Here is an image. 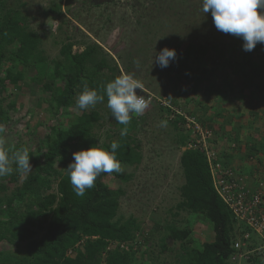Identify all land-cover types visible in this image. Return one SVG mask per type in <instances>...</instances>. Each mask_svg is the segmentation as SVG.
I'll use <instances>...</instances> for the list:
<instances>
[{
  "label": "trees",
  "instance_id": "obj_1",
  "mask_svg": "<svg viewBox=\"0 0 264 264\" xmlns=\"http://www.w3.org/2000/svg\"><path fill=\"white\" fill-rule=\"evenodd\" d=\"M16 2L0 0V72L6 69L4 75H0V122L9 123L12 113L18 110L15 102L5 103L7 98L4 93L8 86L22 84L29 70L32 72L30 83L47 96L43 111L55 124H51L42 146L36 152L30 151L33 171L10 195L6 193L9 189L6 183L16 184L21 175L14 172L9 177L0 178V264H144L151 259L161 261L163 255L171 251L168 241L178 244L179 251L183 252L178 255V264H260L264 259L263 241L247 224L236 220L219 197L207 158L199 151L185 150L181 154L184 183L180 188V201L171 216L177 218L180 213L189 212L206 220L212 237L202 244L201 249L190 246L192 230L188 227L183 228L176 223L164 227L156 224L151 231H146L135 216H120V200L125 192L121 188L111 189L105 179L114 176L126 181L131 178L130 175L122 177L115 172L101 173L95 186L88 189L84 196L75 194L67 171L68 165L74 162L72 154L100 144L101 135H97L96 131L102 126L105 116L96 105L86 110L78 109L80 113H65L69 118L66 126L61 124L62 121L55 120L62 109H77L76 98L83 91L82 82L99 90L101 85L111 82L121 72L117 64L110 65L107 53L98 43L88 44L83 51L75 53V44L68 37L61 43L59 57L49 60L44 55L43 37L31 28L29 17L21 9L24 6ZM50 13L62 16L61 6L54 5L46 14ZM241 44H244L242 38ZM197 50L196 46L189 45L186 55L187 59L197 64L196 69L183 67L181 70L177 67L174 73L195 84H211L213 71L209 70ZM214 51L217 54L215 60L220 64L223 62L224 68L240 76L236 78L243 81V85L250 89L259 88L253 76L247 77V69L242 62L231 63L229 52L218 47ZM234 51L235 48L230 52ZM260 51L264 56V43H258L249 53ZM248 57L244 56V61ZM5 65L9 67L5 68ZM16 65L19 70H16ZM260 69L258 72L263 67ZM195 84L191 91L193 94L199 90ZM104 102H107L106 96ZM168 111L161 109L162 113ZM106 114L112 117L111 110ZM185 124L186 119L182 116L172 123L178 131ZM125 127L126 135L107 134L102 145L108 147L117 141L120 144L117 158L121 165L137 167L142 163L143 155L141 144L134 138L138 129L134 116L128 125L120 124L121 131ZM243 127L235 130V134L225 132V136H232L231 139L235 136L236 144H232L236 150L240 144L246 143L241 137ZM190 136L191 131H187L180 138L182 147H186ZM252 138L246 137L249 146L253 147L248 148L247 157L261 162L258 152L264 153V141L257 142L255 137ZM248 177L254 179L250 174ZM39 233H42L40 238ZM158 233L163 236L156 257L152 237ZM247 234L250 235L246 241L248 253L236 250V242L241 239L245 242ZM19 242H26L20 255L2 248L4 244L16 246ZM144 243L149 245L147 251L142 250ZM122 245L125 247L122 248Z\"/></svg>",
  "mask_w": 264,
  "mask_h": 264
},
{
  "label": "rangeland",
  "instance_id": "obj_2",
  "mask_svg": "<svg viewBox=\"0 0 264 264\" xmlns=\"http://www.w3.org/2000/svg\"><path fill=\"white\" fill-rule=\"evenodd\" d=\"M16 1L18 5L24 6L21 9L29 17L31 28L43 37L44 55L51 61L59 57L61 43L68 37L70 42L75 44L73 48L75 53L83 51L88 44L98 43L107 53L110 65L117 64L121 74H132L142 86L150 87L159 84L164 87L165 80L168 79L170 83L173 77L174 81L180 82L179 84L182 85L185 80L182 76L176 77L174 72L177 67L181 70L183 67L196 69L197 64L186 58L188 46L194 45L198 49L196 52L200 51L199 54L208 64L209 70L213 71L210 80L215 83H212L214 89L217 90L218 87L220 90L225 73L231 74L233 78L236 75L229 68L224 70L223 62L220 64L218 60H215L217 54L214 49L218 47L224 52H229L228 60L231 63L242 62L247 69V77L253 76L255 84L259 87L250 89L241 83H236L232 78V90L246 95L250 92L264 93V56L262 51L250 54L241 46V38L218 31L213 23L211 12L204 13L202 11V0ZM54 5L61 6L62 16L53 13L46 14ZM166 47L175 49L177 56L169 67L162 69L154 59ZM234 48L235 51L230 52ZM244 56H249L246 61L243 59ZM8 67L5 65V68ZM262 67L263 70L258 72V69L261 70ZM5 70L0 72L1 76L4 75ZM16 70H19L17 65ZM238 75L240 74L238 73ZM26 76L27 79L22 84L17 87L10 85L4 93L7 98L5 103L15 102L18 109L17 112L12 113L11 121L6 124L7 140L10 147L28 146L30 151L36 152L48 135L51 124L54 125L55 122L53 120L51 122L48 114L43 111L46 108V104L43 102L47 96L42 95L30 83L32 72L27 70ZM165 85L169 89L167 84ZM208 92L207 95H210ZM202 95L204 96L203 93ZM96 107L105 116L101 122L103 126L96 131L97 135H101L100 144H102L105 142V135H118L121 133V129L120 124L113 116H107L106 113L110 111L107 102L98 103ZM184 107L185 105H182L178 109L181 111L185 109ZM154 111L152 107L151 113L136 119L137 124L141 126H138L134 132V138L142 146V163L137 167L121 165L120 172H115L116 175L122 177L130 175L129 180L125 181L109 176L105 179V183L111 189L121 188L125 192L120 200V216L126 218L131 215L135 216L138 224L146 231H151L156 224L164 227L167 224L176 223L180 227H188L192 230L190 246L201 249L202 244L210 241L212 237L206 220L201 215L187 212L180 213L177 218L171 216L173 208L180 201V188L184 183V175L180 166V157L184 147L181 146L180 138L188 130L181 127L179 131L176 130L172 122L166 120L162 113H158L156 110L157 113L154 115ZM67 112L80 113L76 108L62 109L55 121H62L61 124L66 126L69 119L65 115ZM258 112L262 113V116L254 115L255 117H253L250 114V118H253L258 123L260 130L262 129L264 132V105L260 109L258 108ZM224 117L227 115L223 116V119ZM234 117L233 121L236 126L232 132L235 134L240 123H244H242V118L240 119L237 115ZM238 119L240 122L237 121ZM162 121H167L166 127L160 126ZM209 125L212 126V124ZM261 134L264 135V133ZM214 137V141L220 139L216 134ZM231 137L224 135L222 138L227 142H223V139L218 141L220 147L225 145L224 152L226 153L228 150H236L232 144H236V138L231 139ZM240 153L242 152L239 150ZM242 154L244 156V153ZM244 158L247 159L245 156ZM27 176L28 174L20 176L16 184L6 183L9 188L6 193L10 195ZM34 229L37 230L36 227ZM41 235L42 233H39L38 237L40 238ZM162 236V233H158L152 237L153 243L156 245V252L153 253L156 257L158 255L156 253L161 249L160 239ZM139 238L138 240L141 241L142 238ZM168 243L171 245V251L169 250L167 254L163 255L161 261L151 259L144 264L155 262L157 264H178L176 262L178 255L183 252L179 251L178 244L173 245V242L170 241ZM142 246V250H148L149 245L144 243ZM25 247L26 242H19L16 246L8 244L2 246L4 251L15 255L22 254ZM138 259H140L139 256ZM240 264L251 263L240 262ZM260 264H264V259Z\"/></svg>",
  "mask_w": 264,
  "mask_h": 264
},
{
  "label": "clouds",
  "instance_id": "obj_3",
  "mask_svg": "<svg viewBox=\"0 0 264 264\" xmlns=\"http://www.w3.org/2000/svg\"><path fill=\"white\" fill-rule=\"evenodd\" d=\"M202 11L204 13L211 12L213 23L218 31L242 38L245 51L250 52L255 49L258 43H264V0H202ZM176 56L175 49L166 47L155 56L154 61L163 69L169 67ZM82 83L83 91L76 98L77 109L86 110L98 103H103L106 96L107 107L118 124L128 125L133 115L137 117L143 115L149 107V103L144 97L146 95L137 94V89L141 85L132 74H121L106 85H101L99 90L90 88L87 82ZM154 108L158 109V107ZM169 112H165L164 118L169 122H174L166 117ZM160 126L166 127L167 121H162ZM7 131L6 124L0 122V178L9 177L14 172L26 176L32 171L30 149L28 146L10 147ZM126 134L127 128L125 127L121 131V135ZM119 147L120 144L113 141L108 147L97 144L87 150L72 154L74 162L68 165L67 171L73 191L77 196L82 197L88 189H92L101 173L120 172L121 162L117 158ZM233 147L236 149L235 145ZM185 150L188 149L184 147ZM221 159L223 158L221 157ZM249 159L248 157L244 158L243 162H248ZM222 163L237 170L240 174L248 176L249 172L244 173L241 166L228 165L227 162ZM251 176L253 177V175Z\"/></svg>",
  "mask_w": 264,
  "mask_h": 264
},
{
  "label": "crops",
  "instance_id": "obj_4",
  "mask_svg": "<svg viewBox=\"0 0 264 264\" xmlns=\"http://www.w3.org/2000/svg\"><path fill=\"white\" fill-rule=\"evenodd\" d=\"M226 69L228 68L225 67L224 70ZM224 75L225 76H223L222 78L220 90L218 89V87L217 90L214 89L212 83H215L211 82V80V84L207 82L203 84H195V82L182 80L184 83L180 85V82L177 83L176 81H174L175 78L173 77L171 78L170 83L166 78L167 80H165V82L163 83L164 87H161L159 84H155V86L150 87H145L140 84L141 87L137 89V93L139 95L151 94L156 97H166L167 99H169V102L177 109L182 105H185V109L181 110L182 113H185V115L187 116H195L204 126L212 129L213 132L217 135V138L220 137V139H223V142H227V140L222 138L225 135V132H232V130L235 129L236 123H234L233 121L235 119L234 116L237 115L240 119L242 118V123L244 124L240 123V126L244 125V127L242 128L241 137L246 143L240 144L242 146H239L237 150H229L227 153L224 152V145L223 147H221V157L223 159H221V157L219 158L222 162H227L228 165L241 166V169L244 173L249 172L248 175H253V177L256 178H264V153L258 152L260 154H258V159H261V162H257L256 158H250L248 162H243L244 156H248V148H253L251 145L249 146V141H247L246 137H248L250 140L253 139L252 137H255V139H257V142L258 140L264 141V135L261 134L264 132H262V129L260 130V127H258V123L253 118H250V114L253 117H258L260 115L262 116V113L258 112V108L260 109V107L264 105V93L262 94L261 92H255L254 94L250 93L248 95H246L245 93H237L235 90H232L233 81L231 79L233 78V76L229 73H225ZM175 76L179 78V75H177L176 73ZM236 77L240 76H235L233 78L235 79V82L238 84H243V81L237 79ZM177 81H179V79H177ZM165 84H167L169 89L166 88ZM194 84L197 85V88H199L198 92H196L195 94L191 92ZM186 92H188L189 94H186ZM207 92L210 95H207ZM202 93L204 94V96L202 95ZM153 110H155L154 115L157 112L162 113L161 109L159 108H154ZM156 110L158 111L156 112ZM149 113H151L150 110H147L143 113V115H140L138 117L134 115L133 116L135 119H138L144 117L145 115H148ZM217 115H219L220 117ZM225 115H227V117H224L223 119V116ZM162 116H165V112L162 113ZM237 121H239V119ZM209 124H212V126H210ZM138 126L141 125L137 124V127ZM181 128L184 129L182 126ZM239 150L244 153V156L242 153L239 154Z\"/></svg>",
  "mask_w": 264,
  "mask_h": 264
},
{
  "label": "built area",
  "instance_id": "obj_5",
  "mask_svg": "<svg viewBox=\"0 0 264 264\" xmlns=\"http://www.w3.org/2000/svg\"><path fill=\"white\" fill-rule=\"evenodd\" d=\"M144 97L149 103L146 110L152 107L168 109L170 112L166 117L170 121H176L181 116L186 119L184 128L191 131L186 148L205 155L213 176L214 188L219 197L229 207L236 220L247 224L264 243V178L254 177L250 180L248 176L223 164L219 158L220 144L214 141L215 133L197 118L189 117L179 109L177 110L169 99L151 94ZM249 239L250 235H245V242L242 239L238 240L234 245L235 249L248 253L246 241ZM124 247L122 245V248ZM262 248L264 249V244Z\"/></svg>",
  "mask_w": 264,
  "mask_h": 264
},
{
  "label": "flooded vegetation",
  "instance_id": "obj_6",
  "mask_svg": "<svg viewBox=\"0 0 264 264\" xmlns=\"http://www.w3.org/2000/svg\"><path fill=\"white\" fill-rule=\"evenodd\" d=\"M101 1V0H100Z\"/></svg>",
  "mask_w": 264,
  "mask_h": 264
}]
</instances>
